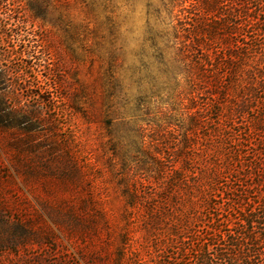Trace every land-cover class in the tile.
Here are the masks:
<instances>
[{"label":"rangeland","instance_id":"obj_1","mask_svg":"<svg viewBox=\"0 0 264 264\" xmlns=\"http://www.w3.org/2000/svg\"><path fill=\"white\" fill-rule=\"evenodd\" d=\"M21 1L13 33L44 49L30 69L35 60L14 56L19 41L0 44L10 73L0 82V264H188L193 241L214 227L195 218L196 199L215 180V216L233 198L226 189L240 186L224 170L222 138L212 139L214 110L183 148L190 110L174 32L188 3L47 0L32 21ZM187 154L193 170L178 171ZM148 207L168 213L145 219ZM171 216L190 229L177 232L185 244L171 235ZM154 221L152 231L145 222Z\"/></svg>","mask_w":264,"mask_h":264},{"label":"trees","instance_id":"obj_2","mask_svg":"<svg viewBox=\"0 0 264 264\" xmlns=\"http://www.w3.org/2000/svg\"><path fill=\"white\" fill-rule=\"evenodd\" d=\"M23 1L24 14L29 13L32 21L44 16L41 8H45L47 0ZM185 3L188 6L182 7ZM170 4L182 7L185 13L180 28L174 32L175 39H180L179 56L186 76L184 106L190 110L188 123L183 128V148L188 150L195 130L203 120H207L205 115L214 110L213 119L209 120L214 126L212 139L222 138L220 144L216 142L215 145L225 152L224 170L229 176L237 174L236 181L240 183L239 190L226 187L233 198L228 199L227 211L218 212L215 216L209 214L215 208L212 199L219 193L216 181H211L206 191L199 186L204 196L196 199L201 212L195 218L203 216L204 222L208 221L218 228L206 226L208 233L203 232L196 243L193 241L194 248L188 264H264V0H170ZM19 8H22L20 2L15 5L14 0H0V44L19 41L21 50L14 49V56L21 60H35L29 67L37 68L43 46L38 40L22 39L24 36L20 31L13 33L23 17L19 15ZM7 54L0 53V62L6 60ZM9 75L8 70L0 69V82L3 83ZM2 89L5 91V87ZM223 99L225 103H221ZM191 164L192 158L187 154L184 165L178 167V171H192V168L186 167ZM232 164H243L244 167L241 171H234L230 168ZM154 165L158 168L154 169L158 184L164 187L166 177L162 176L159 163ZM201 167L203 170L207 168L205 165ZM174 171L169 172V177ZM199 172L200 176L206 173ZM192 175L198 177L197 174ZM187 178H183V186L188 185L191 192L193 189H190L191 183ZM186 199L192 200L189 197ZM205 210L210 217H206ZM167 213L164 207L158 210L148 207L145 219L148 216L154 220L159 219L158 216L165 218ZM169 223L172 224L171 235L178 240V244H185L183 240L189 238H181L177 232L190 229H183V222L177 220ZM155 224V221L150 224L145 222L152 231ZM193 235L198 237L195 232ZM176 252L188 253L180 248ZM174 259L177 261L178 257Z\"/></svg>","mask_w":264,"mask_h":264}]
</instances>
